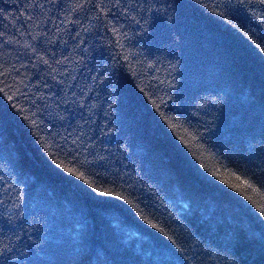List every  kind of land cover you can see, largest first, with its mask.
Here are the masks:
<instances>
[{"label": "trees", "instance_id": "1", "mask_svg": "<svg viewBox=\"0 0 264 264\" xmlns=\"http://www.w3.org/2000/svg\"><path fill=\"white\" fill-rule=\"evenodd\" d=\"M0 264H264V0H0Z\"/></svg>", "mask_w": 264, "mask_h": 264}, {"label": "snow or ice", "instance_id": "2", "mask_svg": "<svg viewBox=\"0 0 264 264\" xmlns=\"http://www.w3.org/2000/svg\"><path fill=\"white\" fill-rule=\"evenodd\" d=\"M61 167H63V165H61ZM67 170H68L69 173L76 174L75 170L72 169V168H68ZM79 175H80L81 178H82L83 174L81 173V174H79ZM245 183H247V182H245ZM232 186H233V187H237L236 185H232Z\"/></svg>", "mask_w": 264, "mask_h": 264}]
</instances>
